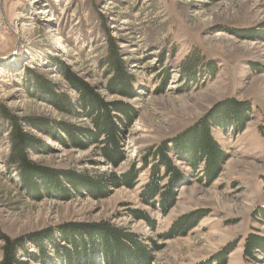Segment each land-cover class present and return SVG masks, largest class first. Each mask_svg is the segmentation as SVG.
<instances>
[{
	"label": "rangeland",
	"instance_id": "obj_1",
	"mask_svg": "<svg viewBox=\"0 0 264 264\" xmlns=\"http://www.w3.org/2000/svg\"><path fill=\"white\" fill-rule=\"evenodd\" d=\"M103 21L123 47L137 80L138 96L132 101L139 112L125 133L127 158L115 167L101 155L99 143L83 148L29 127L46 145L32 153L33 162L56 174H120L134 162L141 165L147 149L194 124L227 98L248 101L250 119L244 130L228 125L214 129L229 158L213 181L200 179L202 167L178 161L189 176L166 215L140 199L147 170H142L135 188L107 186L106 197L66 183L68 196L33 193L7 163L8 133L0 134L1 232L10 237L50 232L65 243L59 227L106 220L135 233L151 249L149 264H208L205 260L231 241L236 242L225 264H264L263 255L258 262L243 257L248 233L264 235V223L254 215L264 205V38L253 36L264 32V0H0V105L26 120L69 119L36 96L31 77L26 79L27 67L65 83L60 70L69 66L108 100L119 98L103 86ZM188 55L197 66L187 63ZM70 120L88 123L86 118ZM131 210L145 211L151 221ZM186 214L199 221L195 228L172 238L161 236ZM100 258L98 253V264ZM25 264L41 262L30 259Z\"/></svg>",
	"mask_w": 264,
	"mask_h": 264
},
{
	"label": "trees",
	"instance_id": "obj_2",
	"mask_svg": "<svg viewBox=\"0 0 264 264\" xmlns=\"http://www.w3.org/2000/svg\"><path fill=\"white\" fill-rule=\"evenodd\" d=\"M99 15L104 20V17ZM102 23V31L107 43L105 54L99 60L106 79L103 86L119 98L108 100L102 95L98 86L90 85L69 66H63L60 70L65 83L49 79L45 77L44 72L27 67L26 79L29 78L28 76L31 77L30 81L36 88V96L47 100L60 115L69 119L55 120L39 116L26 120L24 117L11 114L7 108L0 105V134L7 132L9 140L6 160L11 167L17 169L20 181L26 189L32 190L33 193L42 191L47 196L58 192L68 196L70 193L64 187L66 183L65 185L74 189H86L93 196L106 197L107 186L135 188L140 173L142 170H147L148 180L141 188L140 199L147 205L157 206L166 215L177 200L178 187L183 185L189 176L178 161L193 169L202 167L203 173L200 179L213 181L229 158L228 153L215 138L214 129L228 125L237 131L244 130L250 119L251 106L248 101L235 98H227L217 103L215 108L194 124L163 140L157 146L147 149L141 159V165L134 162L120 174L101 173L96 177H89L83 173L70 174V172L56 174L52 168L36 164L32 160V153L38 152L46 145L33 131H28L29 127L40 130L50 137L67 139L83 148L99 143V152L115 167H120L127 158L123 143L125 133L136 120L139 112L132 101L138 96L137 80L136 75L129 69L123 47L117 38L109 33L105 21ZM253 33L256 34L253 36L264 38V32ZM186 60L187 63L191 61L194 66L197 62L192 59V55H188ZM210 63L207 65L212 68L214 64ZM84 118L88 123L83 126L76 125L70 120L80 121ZM59 177H65L66 180L61 182ZM131 212L140 213L135 214L137 218L151 221L145 211L131 210ZM254 215L264 223V205L258 207ZM199 217L197 215L196 219ZM190 219L189 214L179 216L161 236L172 238L175 235L185 234L195 228L199 222ZM109 223L105 220L89 226L81 223L65 224L59 227L60 235L66 239L65 243L56 241L50 232L47 234L35 231L24 236L10 237L0 230V264H25L30 259L41 264H63V262L98 264V261H95L98 253L102 260L100 264H146V262L149 264L152 257L148 251L151 249L135 233ZM76 227L79 229L76 230ZM235 242L231 241L205 262L225 264L227 255L234 249ZM47 245L50 248L47 249ZM32 248H36L38 252H32ZM259 255L264 256V235L248 233L244 240L243 257L258 262Z\"/></svg>",
	"mask_w": 264,
	"mask_h": 264
},
{
	"label": "bare ground",
	"instance_id": "obj_3",
	"mask_svg": "<svg viewBox=\"0 0 264 264\" xmlns=\"http://www.w3.org/2000/svg\"><path fill=\"white\" fill-rule=\"evenodd\" d=\"M46 71V70H45Z\"/></svg>",
	"mask_w": 264,
	"mask_h": 264
}]
</instances>
